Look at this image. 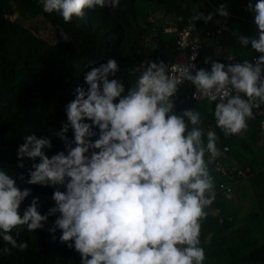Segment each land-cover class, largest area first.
Instances as JSON below:
<instances>
[{
	"label": "clouds",
	"instance_id": "clouds-1",
	"mask_svg": "<svg viewBox=\"0 0 264 264\" xmlns=\"http://www.w3.org/2000/svg\"><path fill=\"white\" fill-rule=\"evenodd\" d=\"M38 3L65 23L83 18L85 9L120 6V0ZM245 11L253 13L255 30L233 35L256 53L252 59L230 53L225 63L206 56L210 67H198L194 51L182 65L148 60L130 69L137 75L127 86L115 58L90 66L65 105L62 127L49 128L50 136L23 137L16 168L24 171L13 176L0 168V240L6 245L0 255L27 249L28 242H18L20 230L35 232L55 217L48 231L53 240L60 233L59 242L79 255L80 264H204L202 221L216 200L210 166L223 155L215 129L242 137L248 121L264 112V0H248ZM215 15L228 17L227 5L207 14L194 10L190 19L207 24ZM26 20L34 19L17 21ZM185 82L194 88L193 99L214 105V128L204 127L200 110L177 108ZM54 137L64 148L49 156ZM18 181L52 188L53 205L42 214L33 197L22 207L33 190ZM226 198H232L230 187Z\"/></svg>",
	"mask_w": 264,
	"mask_h": 264
},
{
	"label": "trees",
	"instance_id": "trees-1",
	"mask_svg": "<svg viewBox=\"0 0 264 264\" xmlns=\"http://www.w3.org/2000/svg\"><path fill=\"white\" fill-rule=\"evenodd\" d=\"M222 3L227 5L228 17L215 15L207 24L202 20L196 21V32L201 33L203 44L199 67H210L203 63L206 56L227 63L225 59L230 53L236 57L256 55L250 49L241 48L233 35L234 31L249 35L255 30L254 25L240 13L239 0H120V6L114 9H85L84 17H74L71 23H65L54 13L43 12L36 0H0V168L13 176L24 171L16 168L17 148L24 142L23 137L33 134L38 138L50 136L49 128L55 131L62 127L66 121L65 105L73 99L77 87L83 85L84 72L90 66L115 58L121 67L117 76L122 77L127 86L137 75L130 73V69L139 68L146 58L145 36L156 35L152 39L156 45H152L150 59L166 63L178 52V35L164 32V21L170 20L173 25L182 28L194 10L207 14L214 12ZM11 6L20 11L23 19H37L39 22L43 18L59 26L66 35L63 36V46L57 48L54 42L38 36L37 31L25 28L21 21L8 19L3 10ZM151 11L162 13L152 15L159 23L153 29L148 20ZM217 29L223 31L221 42L224 50L221 52L216 51V43L211 39V33ZM177 108L200 110L204 116V127L210 129L209 126L214 125L209 111L214 105H209L207 100L197 101L182 96ZM253 123L254 120L248 123L249 127L242 137H225L219 129H215L220 139L218 147L229 146V154L243 161V154L255 141L254 129L258 125ZM68 135L71 137V131ZM53 145L51 151L46 150L49 156L64 148L59 138H53ZM231 159L218 158L228 169L233 166ZM31 163L33 161L29 160L28 164ZM210 168L211 174L217 178V193H226L219 188L220 183L225 182L232 186L233 194L240 177L236 175L230 179L215 171L212 165ZM18 183L21 188L31 187L33 190L22 207L27 206L33 197H39L42 214L53 205L52 188ZM255 214L256 211L253 217ZM217 217L219 220L221 215ZM54 219L50 217L44 228L35 232L20 230L18 242H28L27 249L20 251L13 248L10 254L0 255V264H80L79 255L59 242V232L55 234L57 239L53 240L48 229ZM218 220L207 216L202 221L200 239L206 254L204 264H264V238L256 236L248 239L244 234L249 228L236 229L234 222ZM209 233L213 234L212 244L205 245L202 239ZM12 234L15 236V230ZM5 246L0 240V248Z\"/></svg>",
	"mask_w": 264,
	"mask_h": 264
},
{
	"label": "crops",
	"instance_id": "crops-1",
	"mask_svg": "<svg viewBox=\"0 0 264 264\" xmlns=\"http://www.w3.org/2000/svg\"><path fill=\"white\" fill-rule=\"evenodd\" d=\"M240 7L242 8V4ZM150 14L151 15L149 16V19L154 14L162 15V13L159 11H157V12L151 11ZM249 15H250V12L247 14L248 18L246 17L245 19L249 23L254 25V22H253V20H251L249 18ZM150 24L153 26L152 23H150ZM254 29H255V25H254ZM155 36L156 35L150 34V35L145 36V38H144V41L147 45L146 59H148V60H151L150 56H151L152 45L153 46L156 45L155 42L152 43V39ZM204 41H207L210 43V41L207 39H205ZM225 51H226V48H225ZM168 62H166V63H168ZM187 99H189V98H187ZM251 121H253V120L248 121V123ZM255 124L258 125V127L256 129H254L255 141L252 144V146L249 148V150L243 154L242 160L244 162L243 161L240 162V160L235 159L231 153L228 154L226 157V158H228V157L233 158V159H231V163L233 165H237L239 167H243V168L249 170L248 176L241 178L239 180V182H243V181L246 182L247 180H253V178L255 179V183L252 186L256 189V194L253 196L249 195L248 197H246V199L250 200L252 203L250 210L247 211L248 215H253L255 211L257 212V214H264V205H262V204H264V137H263V134L261 131L259 119H257V118L254 119L253 125H255ZM219 147H222V146H219ZM251 162L260 163V164L253 165V164H251ZM238 183H236V185L234 186L235 189H234V193L232 194L231 199L226 198V193H217V187L218 186L216 185V200L210 206V208L206 209V211L208 212V216H211L212 218H217V220H218L217 216L221 215V218H219V220H218L220 222H225L227 220H230L231 222H234L236 229L246 230L247 228H249L248 223L250 221L254 220V219L249 220L248 218H246L247 213H245V214L243 213L246 210V199L244 200V207L242 208L241 212L230 213V214L226 215L227 206L231 203L234 204V202L240 198L238 196L237 191H236V187H237ZM259 204H261V207H258ZM234 206H235V204H234ZM257 214H255V215H257ZM263 221H264V218H263ZM212 235L213 234L209 233L205 237H203L202 241L204 242L205 245H211L212 244V238H213ZM244 236L248 239H253L256 236H258V237L260 236V237L264 238L263 235L252 234L250 229L244 234ZM246 254H249V251H246Z\"/></svg>",
	"mask_w": 264,
	"mask_h": 264
},
{
	"label": "built area",
	"instance_id": "built-area-1",
	"mask_svg": "<svg viewBox=\"0 0 264 264\" xmlns=\"http://www.w3.org/2000/svg\"><path fill=\"white\" fill-rule=\"evenodd\" d=\"M150 23L155 24L152 26L153 28L158 27V23L156 22L155 17L151 16L149 19ZM33 23H38V20L35 19L33 21L31 20H26L23 22V26L28 29H33L34 31L37 30V35L40 37L44 36H52L54 37L55 35V27L54 25H45L43 27H38L37 29H34ZM162 26V24H161ZM163 29L164 32L166 33H176L178 35V52L174 55L173 59L170 60L168 63L169 65H182L184 63H189V58L193 55V52L195 51L197 54V58L195 63L199 67V57L201 55V51L203 49V44L201 41V33L196 32V21L192 22L191 19H188L186 25H184L182 28L178 27L177 25H173V23L169 21H164L163 23ZM168 31H165V30ZM222 29H217L216 32L211 33V39L216 43V49L217 51H223L224 47L221 42V35H222ZM210 34V33H209ZM198 46V48H196ZM195 48V49H194ZM235 59L241 60V59H252L254 56L251 57H236L234 56ZM148 61V59H144L141 63V65ZM194 91V88L188 83L185 82L180 86V91L178 96L181 94L185 93L188 94L189 96L192 97V92ZM193 99V98H192ZM179 100V98H178ZM195 100V99H194ZM256 118L259 119L260 121V126H261V131L264 137V112H258L256 114ZM214 128V125H213ZM227 149V151H224V149ZM220 149L223 152V155L221 157H227L229 154L230 148L227 145H224L220 147ZM212 168L215 169V171H218L222 173L223 175L229 176L230 179H233L236 175H238L241 178L247 177L248 176V169H245L243 167H239L237 165H233L231 168H226L218 159L216 162L212 164ZM223 186V187H222ZM231 188L232 191V186L230 184H227L225 182H221L219 185V188L222 190H226L227 188Z\"/></svg>",
	"mask_w": 264,
	"mask_h": 264
},
{
	"label": "rangeland",
	"instance_id": "rangeland-1",
	"mask_svg": "<svg viewBox=\"0 0 264 264\" xmlns=\"http://www.w3.org/2000/svg\"><path fill=\"white\" fill-rule=\"evenodd\" d=\"M240 2V6L242 4V8L240 7V13H242L243 15H245L247 17V14L249 13L248 11H245L246 5L248 0H239ZM256 2V0H252V3L254 4ZM248 18V17H247ZM249 18L251 20H253V13L250 12ZM39 25L43 26V25H54L48 21H45L43 18L41 20H39ZM55 27V25H54ZM63 36L65 37V33L63 32ZM44 39H48L51 42L54 41V43L56 42V37H52V36H44ZM215 178V182H217V178L214 176ZM255 183V179L253 178V180H247L246 182H239L237 184L236 187V191L238 193V196L240 197L238 200H236L234 202V204H229L227 206V210H226V215L230 214V213H239L241 212L242 208L244 207V200L246 199V197H248L249 195L253 196L256 194V189L252 186ZM217 185V184H216ZM250 190V191H249ZM252 203L250 200L246 199V210L243 212L244 214L247 213V211L250 210ZM264 205V204H262ZM258 207H261V204H259ZM246 218H248L249 220L254 219L253 221H250L248 223V227L250 229V231H254V235H264V214H257V215H248V213L246 214Z\"/></svg>",
	"mask_w": 264,
	"mask_h": 264
},
{
	"label": "water",
	"instance_id": "water-1",
	"mask_svg": "<svg viewBox=\"0 0 264 264\" xmlns=\"http://www.w3.org/2000/svg\"><path fill=\"white\" fill-rule=\"evenodd\" d=\"M3 14L6 15L8 19H14L15 21L19 20L21 17L20 11L15 9L14 6L5 8L3 10ZM55 37H56L55 46L57 48H61L63 46V37L61 35L59 26H55Z\"/></svg>",
	"mask_w": 264,
	"mask_h": 264
},
{
	"label": "bare ground",
	"instance_id": "bare-ground-1",
	"mask_svg": "<svg viewBox=\"0 0 264 264\" xmlns=\"http://www.w3.org/2000/svg\"><path fill=\"white\" fill-rule=\"evenodd\" d=\"M251 57V56H250ZM182 96H185V97H187V98H189V99H192V97L191 96H189L188 94H185V93H183V94H181L180 96H179V99L182 97ZM197 101H203V100H206V99H196ZM178 101V100H177Z\"/></svg>",
	"mask_w": 264,
	"mask_h": 264
}]
</instances>
